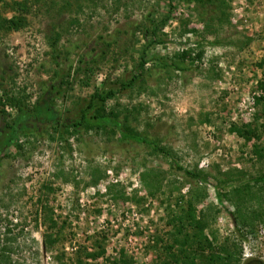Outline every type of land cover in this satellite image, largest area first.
Here are the masks:
<instances>
[{
    "label": "rangeland",
    "instance_id": "rangeland-1",
    "mask_svg": "<svg viewBox=\"0 0 264 264\" xmlns=\"http://www.w3.org/2000/svg\"><path fill=\"white\" fill-rule=\"evenodd\" d=\"M13 1L23 0H0L1 16L15 13ZM224 1L27 0L26 25L0 31V98L31 105L54 85L61 92L60 127L37 123L20 137L21 150L0 154V264H74L77 249L99 244L104 255L88 264H114L122 253L129 264H167L171 222L189 203L218 244H238L241 264H264V226L254 213L264 212V155L256 154L264 117L250 139L233 130L253 122L254 97L264 95V0ZM148 18L167 19L148 57L169 65L185 49L201 57L185 58L183 69L151 58L138 75L152 41L143 35ZM81 57L94 60L77 73ZM96 88L114 90L106 110L152 144L121 140L110 128H68ZM246 184L245 221L236 224L234 188Z\"/></svg>",
    "mask_w": 264,
    "mask_h": 264
},
{
    "label": "trees",
    "instance_id": "trees-1",
    "mask_svg": "<svg viewBox=\"0 0 264 264\" xmlns=\"http://www.w3.org/2000/svg\"><path fill=\"white\" fill-rule=\"evenodd\" d=\"M219 2L224 4V0H196L197 3L201 5H207L212 2ZM12 9L15 11L10 17H3L0 15V31H16L23 28L26 23V15L30 11L27 0L23 1H13L11 4ZM167 19H162L159 21H154L152 18H148V22L143 29V35L145 39L152 36V41H150L146 46H144L142 52L140 53V62L137 67L140 69L139 74L145 72L144 66L148 62V59H155L160 61L163 65L169 67H174L176 69H183L182 65L185 58H200L202 51L196 53L192 56V49H185L176 54L177 62H173L170 65L166 63L162 57L158 55H153L148 57V50L151 45L160 44L163 39L158 34V31L164 26ZM59 43V37H53L51 46L53 45V50L56 52V57H60L57 51V45ZM94 58L81 57L75 67V71L82 72L88 71V66L90 61ZM138 75L131 78V80L123 84V88L130 87L134 84ZM63 82V81H62ZM67 81H65L66 83ZM259 86L264 90V85L260 82ZM61 92L55 85L51 90H45L39 99L33 102L31 105L26 104L24 101L20 100L15 95L0 98V154H2L6 149L13 147L17 151L21 150L23 147L22 142H19L20 137L25 136L32 131H38V127L34 126L37 123L47 124L52 127H60L59 125V113L55 108L54 99ZM114 90H109L104 92L103 89H95L89 100L86 103L85 108L80 110L78 119L72 122L68 128L72 131L77 129H106L110 128L112 132L118 133L121 140L134 141L145 144H152V139L148 137L141 136L132 126L129 125L127 117H123L120 120L119 115L116 111H107L106 102L108 99L114 97ZM6 104L12 105L16 108V113L14 116H10L8 112L4 109ZM254 104L256 111L253 114V122L250 124H244L241 126H234L233 130L246 139H250L252 136L256 135L255 123H257L261 118L264 117V95L259 94L254 97ZM67 128V129H68ZM64 129V133L71 134L69 130ZM64 136V134H61ZM256 154L259 157H263L264 150H256ZM196 178H200V174L190 173ZM143 176V181H145ZM249 184L245 185V189L234 188L236 197V211L231 213L234 222L238 224L239 220H244L242 211H240V206L242 205L243 197L241 193L249 194L250 192ZM220 199L227 197L226 193L219 195ZM178 215H174L171 222V242L163 247L165 251L167 264H241V248L236 243L231 245L228 243L218 244L216 237L214 235H209L205 232L208 224L203 214L196 215V210L194 206L189 203L187 208H181ZM255 215L260 218L264 226V212L260 210L255 211ZM52 220V219H51ZM55 226L56 223H52ZM45 240L49 244H53L57 241V236L52 237L51 234L46 235ZM74 257V264H88V260H95L100 256L104 255L105 249L103 245H98V250L94 252L87 251V248L80 247L76 250ZM84 260H83V259ZM114 264H129L125 260V255L120 254L119 260L115 261Z\"/></svg>",
    "mask_w": 264,
    "mask_h": 264
},
{
    "label": "built area",
    "instance_id": "built-area-1",
    "mask_svg": "<svg viewBox=\"0 0 264 264\" xmlns=\"http://www.w3.org/2000/svg\"><path fill=\"white\" fill-rule=\"evenodd\" d=\"M249 102H251V103H252V102H253V100L251 99V101L249 100Z\"/></svg>",
    "mask_w": 264,
    "mask_h": 264
}]
</instances>
